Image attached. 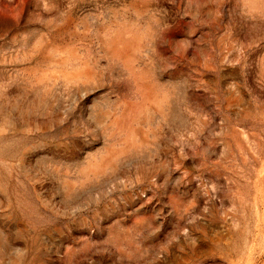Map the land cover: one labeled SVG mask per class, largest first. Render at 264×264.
<instances>
[{"label":"rangeland","instance_id":"374dc122","mask_svg":"<svg viewBox=\"0 0 264 264\" xmlns=\"http://www.w3.org/2000/svg\"><path fill=\"white\" fill-rule=\"evenodd\" d=\"M0 264H264V0H0Z\"/></svg>","mask_w":264,"mask_h":264},{"label":"snow or ice","instance_id":"6c2138e0","mask_svg":"<svg viewBox=\"0 0 264 264\" xmlns=\"http://www.w3.org/2000/svg\"><path fill=\"white\" fill-rule=\"evenodd\" d=\"M205 7H207V5H205Z\"/></svg>","mask_w":264,"mask_h":264}]
</instances>
